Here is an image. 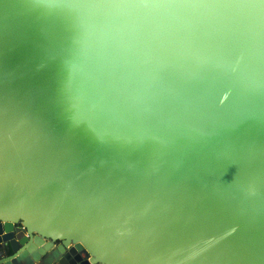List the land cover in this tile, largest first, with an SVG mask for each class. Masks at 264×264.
Returning <instances> with one entry per match:
<instances>
[{
    "label": "water",
    "instance_id": "1",
    "mask_svg": "<svg viewBox=\"0 0 264 264\" xmlns=\"http://www.w3.org/2000/svg\"><path fill=\"white\" fill-rule=\"evenodd\" d=\"M0 264H264V0H0Z\"/></svg>",
    "mask_w": 264,
    "mask_h": 264
},
{
    "label": "flooded vegetation",
    "instance_id": "2",
    "mask_svg": "<svg viewBox=\"0 0 264 264\" xmlns=\"http://www.w3.org/2000/svg\"><path fill=\"white\" fill-rule=\"evenodd\" d=\"M76 255V254H75Z\"/></svg>",
    "mask_w": 264,
    "mask_h": 264
}]
</instances>
